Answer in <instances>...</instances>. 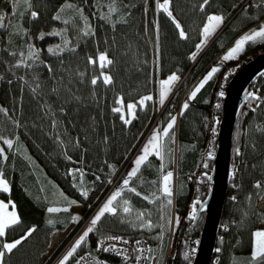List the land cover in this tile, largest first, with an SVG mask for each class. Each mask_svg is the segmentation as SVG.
I'll use <instances>...</instances> for the list:
<instances>
[{"label":"trees","instance_id":"trees-1","mask_svg":"<svg viewBox=\"0 0 264 264\" xmlns=\"http://www.w3.org/2000/svg\"><path fill=\"white\" fill-rule=\"evenodd\" d=\"M161 1L114 0L118 11L111 14V21H106L102 17L113 0H31V8L23 0H0V18L6 25L0 28V108L7 110L0 111V147L4 149L0 177L8 181L10 189L0 190V197L14 202L21 221L7 230L0 245L36 229L17 249L6 254L5 264H46L55 250L48 251L52 234L68 228L74 220L77 222L73 227L78 225L90 206L108 190L122 192L115 202L117 215L106 213L85 238L81 250L93 248L105 235L119 233L133 239L146 237L155 249L160 248L162 259L171 242L173 254L167 264L192 262L193 245L186 236L199 234L204 214L191 227V201L196 195L193 205L197 209L209 191L208 175L222 115L220 93L238 68L264 51V42L259 38L257 42H246L240 56L224 57L242 33L250 34L264 25V5L256 7L260 0H210L201 11L203 0H171L170 11L184 30V39L160 7ZM68 3L74 8H66ZM77 8L83 9L95 36H85L81 31L85 20L77 15ZM32 11L38 13L36 18L31 16ZM213 13L223 15L224 23L229 22L202 44L203 26ZM57 14L61 20L54 19ZM65 19L75 23L64 24ZM121 19L127 23L119 22ZM64 30L62 36L47 35ZM41 33L45 34L43 39ZM65 39L71 41L68 47L76 48L74 52H48L49 48L56 51L58 45L64 47ZM29 45L39 50L34 67H13L27 58ZM12 52L17 55H10ZM21 52L24 57L19 55ZM104 52L114 59V65L101 68L99 63H88L89 57L97 59ZM46 65H51L52 73ZM214 68L219 70L213 72ZM78 72L85 74L82 83ZM102 73L112 75L114 83L105 85L101 79L91 85V78ZM210 73L211 79H207ZM34 74L42 82L35 94L31 91L35 87ZM169 74L186 78L170 101L160 105L159 83ZM61 77L63 85L70 86L80 97L79 102L64 104L69 94L63 85L59 98L49 94ZM206 79L196 97L190 99L192 91ZM253 80L238 112L231 180L212 264H261L252 257L255 233L264 225V207L259 205L264 194V72ZM187 84L190 90L184 92ZM145 96L153 99L139 104ZM121 97L126 109L123 115L132 120L130 124L120 118L122 113L112 111ZM185 102L189 104L186 110ZM129 103L137 105L135 118L128 114ZM46 104L51 105V111L44 107ZM61 105L67 114L59 112ZM171 116L176 117L174 142L172 133L161 137L163 159L149 155L137 175L129 176L153 127L158 122L167 124ZM54 119L56 127L52 126ZM9 139L13 141L11 147L4 143ZM169 169L176 170L171 205L162 194L163 170ZM125 179L129 180L127 187L123 185ZM257 183L261 189L255 187ZM125 201L131 213L122 211ZM79 204L81 214L71 207ZM53 206L58 211L49 212ZM175 210L178 223L177 218L172 222ZM139 212L145 214L142 220L136 219ZM149 222L152 226L145 227Z\"/></svg>","mask_w":264,"mask_h":264},{"label":"snow or ice","instance_id":"snow-or-ice-1","mask_svg":"<svg viewBox=\"0 0 264 264\" xmlns=\"http://www.w3.org/2000/svg\"><path fill=\"white\" fill-rule=\"evenodd\" d=\"M210 2V0H203V3L200 5V10L203 11L205 6L208 5ZM23 3L28 7L31 8V0H23ZM170 4H171V0H165L164 4H161L160 7L168 14L169 17L172 18L173 22L176 24V27L178 29H180V36L184 39H187V36L183 30V28H181L180 24L178 21H176L175 16L173 15L172 11H170ZM114 5V0H113V4L109 5L108 8V13H105V15L102 17V19L106 20V21H111V14L112 13H116L118 11V9L113 6ZM261 5H264V0H260V4H257L256 7H260ZM66 8L68 9H72L74 8V5L71 3H68L65 5ZM77 12V15L80 16L81 19L85 20V25L84 27L81 29V31L83 32V34L85 36H95V31L92 28L91 24L87 22V17L83 16V9H75ZM64 11V8H61V12ZM31 16L33 18H36L38 16V13L35 11L31 12ZM54 19L56 20H61V15L57 14L54 16ZM225 17L223 15H211L208 17V22L207 25L204 27L203 29V35H204V41H202L203 43H206L207 38L209 36H211L214 31L216 30V28H218L224 21ZM75 23V21H70L68 19L63 20L64 24H69V23ZM119 22L121 23H127L126 20L121 19ZM115 23H112V27L115 28ZM6 25L3 22V19L0 18V28H5ZM66 33V30L62 31H54L51 33H48L47 35H53V36H62ZM43 33H41L40 35V39L44 38ZM259 38V41L264 42V25H261L259 27L258 30L251 32L250 34L245 35L242 39H240L234 48H232L228 55L224 57V59H232L234 58V54L240 52L243 50L244 45L246 44V42H257ZM71 44L70 40L65 39L64 40V47H60L59 45L57 46V50L54 51L53 48H49L48 52L53 53L54 55L59 54L63 51H69V52H74L76 50L75 47H68V45ZM200 47V46H198ZM10 55L12 56H16L17 53L12 52L10 53ZM19 55L21 57H24V53L21 52L19 53ZM195 58V56H193V59ZM39 60V50L35 49L33 46L29 45V51H28V55L26 59H21L19 60L15 65H13V67H26L28 69H32L35 65V61ZM29 61H33L32 63H29ZM40 63H43L42 61H40ZM88 63L92 64V65H96L97 63H99V66L101 68H106L108 66L114 65L115 61L114 59L109 58L108 53L104 52L101 53L97 59H93L92 57L88 58ZM48 72L52 73L53 69L51 67V65H46ZM219 69H213V72L218 71ZM80 82H83L84 79V73L83 72H78L77 73ZM0 79H3L2 76H0ZM21 80H23V77H20ZM102 79L103 84L105 85H112L114 83L113 77L110 74H104L102 73L100 76H95L93 78H91V85L95 86L97 85L98 81ZM179 77L176 75H172L168 80L166 81H162V84L165 86L171 85L172 82L178 80ZM207 79H211V73L209 74V76L207 77ZM207 79L205 81H203L196 89H194L191 93L190 99H194L197 95V92H199L200 88H202L204 86V83L207 82ZM63 81L64 78L61 77L58 81H56V84L54 86L51 87L49 94L50 95H55L59 98V94L61 91V85H63ZM33 82L35 83V87H33L31 89V91L35 94L37 93L41 88H42V82H40L38 75H33ZM9 83H11V81H9ZM25 83H28V81H25ZM65 91L69 94V99L64 101V104H71L72 101H76L79 102L80 101V97L76 96L73 92H72V88L68 85H63ZM167 87H165V90L161 92V103H163V100L167 94ZM221 96L224 95L223 92L220 93ZM153 97L152 96H145L143 97L140 101L139 104L143 105L145 103V101H149L152 100ZM120 103V107H115L112 109L113 112L116 113H122L121 115V119L124 121L125 124H130L132 122L131 119H126L125 116L123 115V111H124V101L123 98L121 97L119 100ZM44 107H47L49 109V111H51V105L46 104L44 105ZM127 109H128V113L131 115L132 118H135V109L137 107L136 104L134 103H129L127 104ZM189 104L187 102H185V104L183 105V108L186 110L188 109ZM217 107H219V105H217ZM0 111L3 112H7L6 109L0 108ZM59 112L60 113H64L67 114V109L61 105L59 107ZM52 115L55 116V112H52ZM57 125V121L54 119L52 121V126L56 127ZM176 125V117H172L171 120L169 121V123L167 124V126L163 129V132L161 133L159 130L155 131L154 134L152 135L151 139L148 140V142L145 144V146L142 149V154L135 160V167L134 169L129 173V176L135 177L137 175V173L140 171L141 165L145 164L148 161V157L149 155H155L157 157H160L161 159H163V149H164V145L161 142V135H163V137H169L170 133H172V130L174 129ZM73 127H75V125H73ZM264 131V130H262ZM172 140L174 142V133H172ZM0 139H3L2 137H0ZM57 139L59 140L60 144L64 143L63 139H59V135L57 136ZM105 140H107V138H105ZM76 145L79 146V138H76ZM5 144H7L9 147L12 146L13 141L12 140H5L4 141ZM4 152V149L2 147H0V155H2ZM237 154L239 155V149H237ZM211 155V154H210ZM6 158V157H5ZM69 160H71V157H68ZM205 167H207V165H204ZM76 171H79V169H77ZM172 178H173V173L172 172H167L166 175H164L163 177V188H162V194L164 197L167 198V204L171 205L172 200L171 197L173 195L172 192ZM209 179H211V177H209ZM123 185L125 187H127L129 185V180L125 179L123 181ZM255 187L257 189H261L262 185L260 183H257L255 185ZM0 190L4 191V192H8L9 191V185L7 180L3 179L2 177H0ZM129 191L135 193L137 196H140L141 193L136 192L135 188H129ZM85 196H87V192L84 193ZM122 195L121 191H116L107 201L106 203L103 205V207L101 208V210L99 211V213L95 216L94 219H92L91 221V225L92 227H89L87 229V231H85V233L77 240L75 246L72 248L71 251H69L67 253V255L64 257L63 261L61 262V264H66V261L75 253L76 249L79 248L81 246V244L85 241V238L88 236L89 233L94 231L95 225L101 220L102 217L105 216L106 213L111 214L113 216L117 215V206L115 205V202L117 201L118 197H120ZM153 196H155V193H153ZM143 199L148 200L149 197L148 196H144ZM156 199H159V197H156ZM233 199H235V197H233ZM261 199H264V196L261 197ZM152 202H155V200H153ZM71 203H75V201H72ZM125 206L123 207L122 211L124 213H131L132 209L127 206V201L124 202ZM13 207H15L13 205ZM8 205L6 203H4L3 201H0V238H4L7 235V230L17 224H19L20 221V217L17 215V213L15 211H8ZM67 210V209H65ZM49 212H56L58 211V209L56 208H49L48 209ZM144 213L143 212H139L136 215V219L137 220H142L144 217ZM191 218L193 220L196 219V208L195 205H193V211H192V216ZM49 223H51V221H49ZM169 223H171V221H169ZM177 223H178V218H177ZM145 227H151V223H147L144 224ZM35 228H31L28 230V232L21 237L20 239L14 240L12 242H5L2 245H0V248H2L3 250H0V264H5V256L6 254H10L13 252L14 249H17V247L19 245H21L23 243L24 240H26L28 237H30L32 235L33 232H35ZM255 237H256V243H255V249L253 252V261L255 260H260L261 264H264V231H257L255 233ZM109 239H117V238H112L110 237ZM137 244H139V241H137ZM108 250V249H105ZM140 251H143L142 249ZM149 251H151L149 249ZM217 251H219V249H217Z\"/></svg>","mask_w":264,"mask_h":264},{"label":"water","instance_id":"water-1","mask_svg":"<svg viewBox=\"0 0 264 264\" xmlns=\"http://www.w3.org/2000/svg\"><path fill=\"white\" fill-rule=\"evenodd\" d=\"M229 22V21H228ZM224 23L221 29L228 23ZM220 29V31H221ZM214 38V37H213ZM264 72V51L247 60L233 74L223 88L222 115L218 121L213 164L208 175L209 188L206 197L198 204L196 219L191 227L197 225L198 218L204 214L200 229L198 249L190 264H212L216 241L223 215V208L228 195L231 180L233 140L239 110L248 93L247 88L255 77Z\"/></svg>","mask_w":264,"mask_h":264},{"label":"built area","instance_id":"built-area-1","mask_svg":"<svg viewBox=\"0 0 264 264\" xmlns=\"http://www.w3.org/2000/svg\"><path fill=\"white\" fill-rule=\"evenodd\" d=\"M185 78L186 76L182 77L181 80L183 81ZM109 193L110 190L90 206L89 211L82 216L83 220L73 228V231L69 233L64 241L59 243L54 253L49 256L46 264H61L67 253L75 246L77 240L87 231L88 226H92V219L101 210L100 207L109 196ZM195 197L196 195L192 198L191 206L194 204ZM173 213L172 222L178 217L176 210ZM110 237L117 239H109ZM199 238L200 234L186 236V240L193 245L191 250L193 255L198 249ZM137 241H139V244H137ZM141 249L143 251H140ZM160 251V248L155 249L146 237H134L133 239L119 233H112L101 237L91 249L81 250V247L77 248L75 253L66 261V264H167L169 257L173 254L172 243L169 242L167 245L163 259L160 257Z\"/></svg>","mask_w":264,"mask_h":264},{"label":"rangeland","instance_id":"rangeland-1","mask_svg":"<svg viewBox=\"0 0 264 264\" xmlns=\"http://www.w3.org/2000/svg\"><path fill=\"white\" fill-rule=\"evenodd\" d=\"M164 3H165V0L161 1L160 5H161V4H164ZM169 10H170V9H169ZM216 29H217V28H216ZM258 29H259V28H258ZM244 36H245V34L242 33V34L240 35L238 41H239L240 39H242ZM209 38H210V37H208L207 40H209ZM238 41H237V42H238ZM237 42H235L231 47H229V51H230L232 48L235 47V45H236ZM229 51L227 52V54H226L225 56L228 55ZM240 53H241V51L238 52V53H236V54H234V57H238V56H240ZM214 65H215V64H214ZM172 75H175V74H169V76L164 77V78H162V79L160 80V83H159L160 87H159V93H158V100L160 101V105L167 104V102L170 100L172 94H174L176 91H178V89H179V87H180V83H181V81H182V80H181L182 77H180L178 80L172 82L171 85L165 86V85L162 84V81H166V80H168ZM176 76H177V75H176ZM165 87H167L168 90H167V94H166V96H165V98H164V100H163V103H161V92L165 90ZM189 87H190V84H187V85H186V88H185V90H184V92H186L187 90H190ZM184 92H183V93H184ZM182 95H183L182 98H184V95H185V94H182ZM120 106H121V105H120V103H119L118 107H120ZM124 111L126 112V109H125V108H124ZM124 111H123V112H124ZM128 114H129V113H128ZM129 115H130V114H129ZM172 117H175V116H171V118H172ZM170 120H171V119H170ZM168 123H169V122H167V124H168ZM167 124H163L162 122H158V123L153 127L150 136L147 138V141L143 144V146H142L141 149H143V147H144L145 144L148 142V140L151 139V137H152V135L154 134L155 131L159 130V131L162 133V132H163V129L167 126ZM162 136H163V135H161V137H162ZM161 140H162V139H161ZM141 154H142V151L137 155V158H138ZM163 171H164V172H163V175H162V188H163V177H164V175L167 174V172L170 171V172L173 173L172 184H171L172 192H173V190H174V186H175V183H176V181H175V173H176V170H174V169H169V170H163ZM166 171H167V172H166ZM1 177H2V176H1ZM2 178H3V177H2ZM113 194H114V193H110V194H108L109 196H108V197L106 198V200L102 203L100 209H101V208L103 207V205L106 203L107 199H109ZM263 196H264V194H263ZM259 205H260V207H264V199H261ZM71 207H72L75 211L79 212L80 214L82 213V207H81L80 204H79L78 206H76V205H72ZM52 208H56V209H57L56 206H53ZM76 222H77V221L74 220V223H72V225L68 226V228H66V229H58V231H56V232H54V233L52 234V237H51V241H52V242H51V245H50V248H49L48 251L53 252V250L56 249V248L59 246V243H60L61 241H64V239H65L66 237L69 236V233H71V232L73 231V228H74L73 226L75 225ZM258 231H264V225H262V227H260ZM254 242L256 243V238L254 239ZM254 249H255V244H254L253 252H254ZM160 252H161V251H160ZM47 256H48V255H47Z\"/></svg>","mask_w":264,"mask_h":264},{"label":"crops","instance_id":"crops-1","mask_svg":"<svg viewBox=\"0 0 264 264\" xmlns=\"http://www.w3.org/2000/svg\"><path fill=\"white\" fill-rule=\"evenodd\" d=\"M211 15H218V14H210L209 16H211ZM207 22H208V20H207ZM207 22L205 23V25L203 26V29H204V27L207 25ZM223 24H224V21H223V23L214 31V33L211 35V36H209L210 38H212L213 36H215V35H217L219 32H220V29H221V27L223 26ZM210 38H209V40H210ZM203 41H204V36H203ZM167 172V171H166ZM3 179H5L4 177H3ZM6 180V179H5ZM8 182V181H7ZM8 185H9V183H8ZM10 190V189H9ZM0 201H3L4 203H6L7 205H8V211H15L16 213H17V215H18V211L16 210V208L15 207H13V205L15 206V204H14V202L13 201H11V200H6V199H4V198H1L0 197ZM17 239H19V238H16L15 240H17ZM12 241H14V240H5V242H12ZM4 242V243H5Z\"/></svg>","mask_w":264,"mask_h":264}]
</instances>
